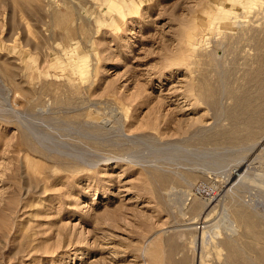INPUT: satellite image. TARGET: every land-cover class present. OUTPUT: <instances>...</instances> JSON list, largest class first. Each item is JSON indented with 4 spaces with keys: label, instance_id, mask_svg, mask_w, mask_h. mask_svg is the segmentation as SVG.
Listing matches in <instances>:
<instances>
[{
    "label": "rangeland",
    "instance_id": "1",
    "mask_svg": "<svg viewBox=\"0 0 264 264\" xmlns=\"http://www.w3.org/2000/svg\"><path fill=\"white\" fill-rule=\"evenodd\" d=\"M0 264H264V0H0Z\"/></svg>",
    "mask_w": 264,
    "mask_h": 264
},
{
    "label": "bare ground",
    "instance_id": "2",
    "mask_svg": "<svg viewBox=\"0 0 264 264\" xmlns=\"http://www.w3.org/2000/svg\"><path fill=\"white\" fill-rule=\"evenodd\" d=\"M77 62V61H76Z\"/></svg>",
    "mask_w": 264,
    "mask_h": 264
}]
</instances>
